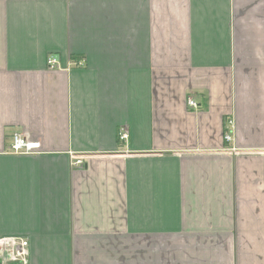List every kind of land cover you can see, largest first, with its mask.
I'll use <instances>...</instances> for the list:
<instances>
[{
	"label": "crops",
	"instance_id": "1",
	"mask_svg": "<svg viewBox=\"0 0 264 264\" xmlns=\"http://www.w3.org/2000/svg\"><path fill=\"white\" fill-rule=\"evenodd\" d=\"M0 236L29 264H264V0H0Z\"/></svg>",
	"mask_w": 264,
	"mask_h": 264
},
{
	"label": "built area",
	"instance_id": "2",
	"mask_svg": "<svg viewBox=\"0 0 264 264\" xmlns=\"http://www.w3.org/2000/svg\"><path fill=\"white\" fill-rule=\"evenodd\" d=\"M47 67L50 69L58 68L59 62L57 59L50 55L46 59ZM187 105L190 107H196V102L188 98ZM228 124L231 125V120H228ZM120 139H125L127 134L125 131H121L119 134ZM229 130L224 134V139L229 140ZM10 151L14 153L30 154L40 150V143L38 141H28L20 133H13L11 135V141L9 145ZM72 165L81 167L83 165L82 157H75L72 161ZM29 247L28 240L23 236H0V260L2 264H29Z\"/></svg>",
	"mask_w": 264,
	"mask_h": 264
}]
</instances>
